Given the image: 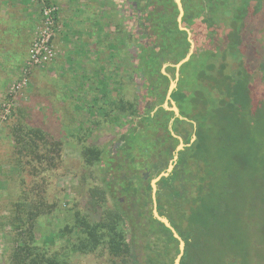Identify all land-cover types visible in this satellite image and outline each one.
I'll list each match as a JSON object with an SVG mask.
<instances>
[{
	"label": "trees",
	"instance_id": "obj_1",
	"mask_svg": "<svg viewBox=\"0 0 264 264\" xmlns=\"http://www.w3.org/2000/svg\"><path fill=\"white\" fill-rule=\"evenodd\" d=\"M181 2L182 26L191 32L195 54L181 67L171 94L187 120L174 119L171 129L189 146L157 184V211L185 243L180 264H264V178L258 184L262 211L246 205L248 189L238 195L245 179L254 176L249 167L264 159V0ZM132 6L140 40L135 67L147 103L119 99L115 108L128 116L119 138L108 151L94 145L82 150L86 167L102 158L105 162L99 167L101 187L87 190L88 211L99 218L91 221L74 209L72 221L59 232L76 241L71 250L78 256H106L108 264H173L178 242L152 217L149 183L166 170L179 144L168 128L173 114L162 108L169 79L161 69L183 59L189 44L177 27L172 0H134ZM27 41L25 36L19 42ZM165 72L174 78L172 67ZM58 126L47 123L48 131L55 129L52 133L60 136ZM36 133L27 134L31 143L24 151L40 175L52 170L47 155L54 147L42 154L37 142L45 132ZM15 203L16 216L4 224L12 231L33 226L54 208L43 197L29 198L26 191ZM237 213L248 217L241 222ZM59 232L51 239L60 237ZM21 242L9 250L14 264H67L64 253H50L32 232Z\"/></svg>",
	"mask_w": 264,
	"mask_h": 264
},
{
	"label": "rangeland",
	"instance_id": "obj_2",
	"mask_svg": "<svg viewBox=\"0 0 264 264\" xmlns=\"http://www.w3.org/2000/svg\"><path fill=\"white\" fill-rule=\"evenodd\" d=\"M91 1L93 2V0H82L81 3L95 11L98 7L97 0H94L95 5L91 4ZM133 1L128 0L119 22L114 19V24L118 27H121L122 18L125 20L124 33L123 39L114 40L113 67L112 70H107V78L101 75L100 70L96 75L92 73V87L88 90L83 85L78 86L77 91L72 95L76 100L67 103L72 109L76 107L72 113L75 118L64 120L66 118L61 115L50 114L49 117L47 114L43 115V108L39 107L41 102L37 101L43 92L40 87L37 89L33 87L35 80L32 79L38 69H34L32 74L26 76L24 85L22 83L23 66L27 57L23 64L17 66L14 76L5 78L0 75V264H14L9 250L20 245L30 232L34 234L39 244L46 245L50 253H64V256H61L62 259H66L67 264H108L106 256L76 255L71 250L72 244L76 241L70 235H63L59 231L72 221L74 209L88 214L91 221L99 218V213L88 211L87 190L92 185L101 187L103 182L99 167L105 162L102 158L100 163L86 167L81 157L82 150L86 146L94 145L108 151L113 140L119 138L128 121V116L115 108L119 99L136 100L139 106L147 103V98L143 97L144 92L141 89L142 79L135 67L138 53L136 47L140 40L137 36V12L132 6ZM102 16L103 14L100 17ZM98 20L97 25H99ZM4 73L10 74V72ZM85 77L87 74L84 75ZM36 90H39L40 94ZM44 94H48L47 89L44 90ZM54 96L55 110L66 106V102H58V96L56 94ZM99 107H103V110H98ZM32 111L36 114H32ZM65 122L66 126H62ZM47 123L50 124V128L60 125L56 128L63 134L54 135L52 132L56 131L55 129L48 131ZM39 130L46 133H43L44 139L37 142L38 146L40 144L42 146L40 152L44 154L50 147H54V151L47 155L48 158H52V170L37 175L33 167L29 166L30 157L26 155L24 149L30 145L31 136L36 137V132ZM28 133H31L30 138L27 136ZM260 138L264 139V137ZM20 161H23L22 169L17 168V163ZM256 162L249 167V173L253 172V178L247 177L241 188L242 192L238 193L241 195L244 189H248L246 205L255 206V212L262 211V203L259 200L261 183L259 179L264 178V159L262 161L257 159ZM36 185L39 188L33 190ZM24 190L29 198L43 197V201L51 202L54 208L51 209L50 214H41L34 221L33 226L22 225L20 229L12 231L11 225L4 224L6 220L16 216L14 204L23 197ZM237 211L240 212V209L238 208ZM19 216L26 221L23 214ZM235 217L243 222L248 216L237 213ZM57 232L61 234L60 237L52 240V235Z\"/></svg>",
	"mask_w": 264,
	"mask_h": 264
},
{
	"label": "crops",
	"instance_id": "obj_3",
	"mask_svg": "<svg viewBox=\"0 0 264 264\" xmlns=\"http://www.w3.org/2000/svg\"><path fill=\"white\" fill-rule=\"evenodd\" d=\"M50 2L59 8L57 30L53 38L58 55L44 70L34 72L33 87H40L43 92L37 99L41 102L39 107L42 106L43 115L47 114L48 117V113L55 114L54 116L67 114L66 118L73 119L76 117L72 114L76 107L72 109L67 103L76 100L72 95L77 91V87L83 85L89 90L92 87V73L96 75L100 70L106 79V73L112 70L114 40L123 39L125 23L122 18L121 27H118L114 24V19L120 21L128 0H97L99 8L96 7L95 11L83 6L82 0ZM93 2L90 3L95 5L94 0ZM101 13L103 18L100 17ZM38 21L39 12L30 0H0V72H3L0 75L5 78L14 76L17 66L23 64ZM20 25L24 26L25 30H20ZM25 32L28 35H25ZM25 36L29 41L26 44L20 43V39L24 40ZM85 74L87 77L84 78ZM45 89L48 94H44ZM54 94L58 96V102H66V106L55 110ZM64 113L66 114L62 115ZM32 114L36 113L32 111Z\"/></svg>",
	"mask_w": 264,
	"mask_h": 264
},
{
	"label": "water",
	"instance_id": "obj_4",
	"mask_svg": "<svg viewBox=\"0 0 264 264\" xmlns=\"http://www.w3.org/2000/svg\"><path fill=\"white\" fill-rule=\"evenodd\" d=\"M173 4L176 7L177 10V16H176V23L179 31L185 32L186 33V40L189 44L188 51L186 55L184 56L183 59L178 61L176 64H163L161 73L165 75L169 79V85L165 94V99L162 104V108L168 112H172L173 118L169 122V130L171 132V135L175 138L178 139L179 144L175 148L173 154H172V159L169 161L168 166L165 171L160 172L156 177L151 179L149 185H150V194H151V214L152 217L161 223L166 229L170 231L172 234V237L178 242V254L176 255L175 259L173 260V264H180V260L183 256L184 249H185V243L184 241L179 237V235L176 233L175 229L171 226L170 222L168 219L164 216H160L158 211H157V203H156V192H157V184L160 182L162 178H167L169 174L172 172L177 159H178V153L184 149V147L189 146L185 145L181 139V137L176 136L172 129H171V124L173 123L174 119H179V120H187L186 118H183L179 110L176 106V103L171 99V94L172 92L177 88V82L180 76V69L181 67L186 64L191 56L195 54L194 50V41L191 39V32L188 28L182 26V18L184 16V9L181 0H172ZM167 67H172L174 69V78L172 79L166 72L165 69ZM195 126V124H193ZM195 140V135H192L190 143H192Z\"/></svg>",
	"mask_w": 264,
	"mask_h": 264
},
{
	"label": "built area",
	"instance_id": "obj_5",
	"mask_svg": "<svg viewBox=\"0 0 264 264\" xmlns=\"http://www.w3.org/2000/svg\"><path fill=\"white\" fill-rule=\"evenodd\" d=\"M31 1L38 8L39 21L34 28L27 61L23 66V85L26 83V76L32 74L34 69H45L58 55L53 38L57 30L56 20L59 8L50 0Z\"/></svg>",
	"mask_w": 264,
	"mask_h": 264
}]
</instances>
